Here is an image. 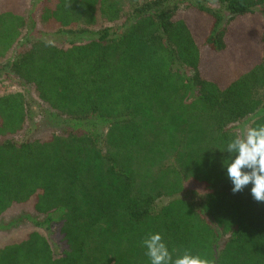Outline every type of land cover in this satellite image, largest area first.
I'll return each mask as SVG.
<instances>
[{"label":"trees","instance_id":"16d2710c","mask_svg":"<svg viewBox=\"0 0 264 264\" xmlns=\"http://www.w3.org/2000/svg\"><path fill=\"white\" fill-rule=\"evenodd\" d=\"M22 1L0 0V78L20 89L0 95V218L33 200L64 250L33 231L0 264H150L149 233L174 258L264 264V202L251 183L233 194L223 165L242 123L264 125V0H35L66 46L21 43ZM233 46L255 61L234 65ZM207 52L226 56L214 75ZM35 115L55 125L47 139Z\"/></svg>","mask_w":264,"mask_h":264},{"label":"rangeland","instance_id":"374dc122","mask_svg":"<svg viewBox=\"0 0 264 264\" xmlns=\"http://www.w3.org/2000/svg\"><path fill=\"white\" fill-rule=\"evenodd\" d=\"M37 3V2H36ZM35 0H23L22 1V12L25 14V20L28 24H32V30L27 27L23 29L21 34V43L24 42L25 36L32 31L37 32L40 36L47 39L54 40L56 45L66 46L68 41L72 37L67 36L63 33L58 32V27L50 23H42L39 21V14L41 6L37 7ZM24 5V6H23ZM181 17L186 18L193 25L195 32L199 34L200 31L205 28L203 21L198 20V18L193 17L191 14H181ZM255 24V18H245L240 19L238 23H235V32L236 35L244 36L246 28H250ZM200 35V34H199ZM241 42V39H238ZM235 46V45H234ZM228 53L229 61L232 60L234 65L238 66L240 64L251 65L256 59V50L253 48H241L234 49ZM237 50V51H236ZM251 51L249 55L248 51ZM240 52V53H239ZM255 52V53H254ZM11 55L8 54L5 58H0V66L4 63L5 59ZM225 53L222 55H214L211 52H207L206 55V69L207 71L214 75L218 68L224 66L227 62ZM228 61V62H229ZM222 64V65H221ZM221 72H223L221 70ZM225 72V71H224ZM222 74H225V73ZM20 89L11 81L1 80L0 78V95L14 93ZM32 99L35 100L34 95H30ZM248 127L246 123H242L238 129V134H241L244 129ZM55 125L49 123L45 116L35 115L34 123L30 125V130L37 137L41 139H47L52 131L55 130ZM33 200L23 205H16L7 210L0 218V247H3L8 244L19 243L26 239V237L33 231H38L42 235L46 236L52 245L55 247L56 252L59 254L64 250V246L61 240L60 227L58 225H52L49 232H46L43 228H38L31 221L36 218V215L33 211ZM41 220V217L37 218Z\"/></svg>","mask_w":264,"mask_h":264},{"label":"clouds","instance_id":"9594fccd","mask_svg":"<svg viewBox=\"0 0 264 264\" xmlns=\"http://www.w3.org/2000/svg\"><path fill=\"white\" fill-rule=\"evenodd\" d=\"M46 46H55L45 38ZM230 155L223 161L227 177L232 182L233 194L242 192L250 183L255 201L264 202V125L249 126L227 144ZM150 264H214V261L183 249L175 258L160 233H149L142 241ZM175 251V250H173Z\"/></svg>","mask_w":264,"mask_h":264}]
</instances>
